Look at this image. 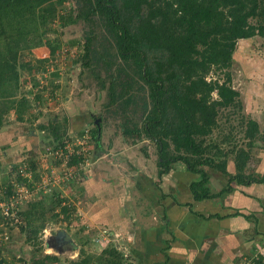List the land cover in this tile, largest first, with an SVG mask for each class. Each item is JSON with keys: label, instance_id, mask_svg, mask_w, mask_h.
Instances as JSON below:
<instances>
[{"label": "trees", "instance_id": "obj_1", "mask_svg": "<svg viewBox=\"0 0 264 264\" xmlns=\"http://www.w3.org/2000/svg\"><path fill=\"white\" fill-rule=\"evenodd\" d=\"M75 1V8L67 9V0H0V133L11 113L23 122L26 115L35 112L36 103L43 104L41 94L60 78L56 59L27 61L25 53L32 55L34 50L48 47L52 56L55 55L58 40L47 38V33L56 19L62 28L85 23L89 34L82 45V65L96 76L101 75L104 66L107 72L111 71L99 47V37L105 34L130 73L148 89L149 111L145 118L140 122L128 116L122 130L127 140L143 136L156 145L161 179L170 174L176 164L182 163L186 176L198 177L189 185L197 202L233 192L234 182L245 186L264 182V176L246 173L252 150L259 146L264 149V129L246 114L241 92L233 85L231 74L239 42L264 37V0ZM51 12L56 15L49 16ZM80 43L82 41L71 44L79 46ZM41 70L43 76L48 77L46 86L37 94L33 89L40 81L34 72ZM219 72L224 74L223 81L212 77ZM24 73L31 76V90L24 88ZM115 78L112 77L109 88L112 103L117 100ZM29 95H33L32 101ZM232 114H237L236 117L242 114L240 135L221 129L223 117L231 123ZM93 125L90 132L98 152L102 148V119L93 118ZM41 129L63 144L60 127L50 125ZM47 149L42 153L46 154ZM27 156L29 158L13 166L11 174L16 176L20 165L29 168L35 176L29 182L33 190L38 178V155L26 151L24 158ZM82 160L74 156L70 165L78 166ZM230 161L236 165V175L228 172ZM210 170L228 178L226 187L219 192L211 188ZM12 180L10 176L1 186H9ZM17 180L26 181L20 175ZM150 184L159 188L158 183ZM50 197L44 194L39 197L40 201L30 202L18 226L21 232L27 233V242L37 247L41 255L46 214L49 209L55 210L46 207L47 202L52 201L51 205L61 208L59 215L53 218L64 215L68 220L74 210L64 198L55 202ZM261 260L264 262V257ZM35 264L62 262L59 257L46 255ZM73 264L126 263L123 253L109 246L100 256L86 257Z\"/></svg>", "mask_w": 264, "mask_h": 264}, {"label": "rangeland", "instance_id": "obj_2", "mask_svg": "<svg viewBox=\"0 0 264 264\" xmlns=\"http://www.w3.org/2000/svg\"><path fill=\"white\" fill-rule=\"evenodd\" d=\"M75 4V0H67L65 7L67 9L75 8ZM50 15H56V13L51 12ZM49 27L52 30L47 33V38L58 40L57 45H55L57 48L55 55H58L56 64L57 69L60 71L61 80L58 82L59 84L54 83L51 85L53 89L49 86L50 89L44 91V95L41 94L44 106L50 103L52 106H49L54 110L49 112L47 117L50 121L53 118L60 120L61 135L64 136L62 142L69 134L72 137V141H74L76 138L73 136L76 137L79 133L86 130L91 131L94 128L93 118H101L103 123V146L97 152L95 141L91 134L92 141L90 146L92 153L89 161L76 166V177L74 175V180L68 183H60L61 185L57 183L56 186H52V192L46 194L51 196L50 198L55 202L57 199L64 198L65 203L71 205L74 210H72V215L68 220L64 215L53 218V215H59L61 208L51 205L52 201L47 202L46 207H52L51 209L54 208L55 210L51 211L49 209L46 214V230L49 232L47 238L45 237V231L41 236L43 255L37 251V247L27 242V233L21 232L20 227H16L9 231L10 239L3 247L4 249H0V259L4 260L3 264H35L39 261V258L44 259L48 255L59 257L62 264H73V262L80 261L86 257L94 259L97 255L100 256L105 248L113 246L123 253L126 264H168L170 261H167L168 263L165 261L169 256V253L166 256L168 249L161 250L152 245V250L145 253L143 249L142 251L138 249L137 243L139 242V231H145L143 236H146L149 232L148 230H156L154 227L156 224L161 227H163V224L167 225L168 216H164V214H166L169 204L168 206L160 205L158 209L150 207L151 214L147 209H144L141 213L134 211L131 214V209H129L128 215L131 218L127 220L128 224L123 228L121 226L122 222L123 224L127 223L123 221L125 219L120 222L113 217L121 210L118 202H112L113 194L117 191L118 193L122 191L119 187L120 185L117 184L118 181L115 179L128 178L125 180L126 187H128V192L130 190L129 194L133 200L127 205L129 208L132 207L133 210H138L144 208L143 204L139 203V200L144 198V195H141L136 185L139 183V179L144 178V175L148 178V184L153 181L156 184L158 183L159 186L161 183L165 187V192L169 194L168 196L166 195L167 197L177 193H188L187 183L191 179L197 178V176L187 177L185 166L179 163L174 166V170L170 174L161 179L156 145L143 136H136L134 139L129 138L128 140L124 137L122 127L127 124L128 116L141 122L149 111L148 89L139 78H134V75L124 65L121 58L117 55V50L112 40L105 34L99 37L100 50L109 63L111 71L107 72L104 66L101 70V75L96 76L82 65L81 60L83 54L82 45L85 37L89 34V26L85 23H80L62 28L59 20L56 19ZM73 41H82V44L72 46L71 43ZM36 52L33 51L32 55H28L26 52L25 60H38V55H45L42 52L40 53V51ZM235 60L236 62L231 71L233 85L241 92V100L246 114L257 120L258 116L262 117L264 115V103L260 101L262 96L264 97V37H256L251 41L239 42ZM42 71H40L41 73L34 72L40 81L38 87L34 89L32 88L31 76L24 73L22 80L24 88L27 90L33 89L37 94L44 89L46 86L45 79H47L48 75L43 76L44 73ZM112 77H116L115 81L118 84L115 88L117 99L115 103L111 102L109 91ZM212 77L219 78L221 81L224 80V74L220 72L212 75ZM55 90L57 91L55 92ZM29 96L31 99L34 98L33 95ZM67 97L71 100L67 101ZM259 103H261V107H258ZM67 111L69 115L80 114V116H68L65 113ZM236 115H231L233 116L231 123L226 122L225 117H223L221 129L226 132L229 130L235 133L239 132L241 130L239 119L242 114L237 117ZM89 119H91V122H89ZM140 127L139 124L138 128ZM10 129H13V127H10ZM220 131H217L215 135H218ZM237 135H240V132ZM239 139L241 140V138ZM58 140L46 132L40 135V139L35 144V150L32 148L39 154L37 158L39 173L36 179L38 184L40 182L43 183L41 181L42 178L50 176L53 166H57L54 157L42 152L45 148L50 151L58 148L60 146V141ZM237 141L238 139L235 142L233 141L234 144ZM1 143L0 162L2 164L6 163L7 158L11 159L12 157L13 159V156L5 154L8 148L6 146L7 143ZM18 147H20L19 144ZM25 149L28 150L26 147ZM27 158L29 156L24 159ZM1 164L0 183L5 176L9 178L11 176L12 179H15V173L13 175L11 171L13 166H17L18 163L15 164L10 161L9 169L6 170H2ZM178 173H182V175ZM100 174L105 177L106 181L108 179L113 180L109 184L107 183L108 185L105 187L103 186L105 184L101 183L103 181L97 180ZM129 174L132 175L135 182L131 181ZM183 181L185 182L184 184ZM126 187L124 184L123 188L126 189ZM43 195L40 194L39 197H43ZM35 201L40 200L37 199ZM182 211L184 210L176 208L173 210L178 216ZM145 225H150L152 228L145 227ZM121 227L125 230L124 232L121 231ZM83 228H85V231ZM59 231L66 232L70 239L63 246H59L61 242L53 240ZM131 244L134 246L132 249L130 248ZM156 255H161L162 259H156Z\"/></svg>", "mask_w": 264, "mask_h": 264}, {"label": "crops", "instance_id": "obj_3", "mask_svg": "<svg viewBox=\"0 0 264 264\" xmlns=\"http://www.w3.org/2000/svg\"><path fill=\"white\" fill-rule=\"evenodd\" d=\"M34 51H40V53L45 54L43 56L37 54L39 56L38 59L51 58L54 60L58 57V55L52 56V54H49L51 52L48 47ZM60 80L61 77L55 84H59ZM29 98L31 99L30 96ZM70 100L67 97V101ZM260 101L264 103L263 96ZM49 105L52 106L50 103ZM49 105L46 104L44 106V101L43 104L37 103L35 112L32 111L31 115H26L23 122L18 121L14 113H11L7 117V124L0 133V142L7 143V152H4H6L7 156L12 155L13 159L12 157L11 159L6 157L8 159L6 163L1 164L0 162L2 170L9 169L10 161L19 164L24 159L23 155L26 151L30 150V152L39 155L34 150L37 140L40 139V135L44 134L41 127H50V125L60 127L59 119L53 118L51 121L48 119V113L54 111ZM258 107H261V103H259ZM65 113L68 116L71 115H69L68 111ZM74 116H80V114L71 115V117ZM263 117L264 115L262 117L258 116L256 120L262 129H264ZM89 122H91V119H89ZM16 123L21 127H18ZM10 127H13V129H10ZM18 144L20 147H18ZM228 172L232 175L237 174L236 165L233 161L228 163ZM209 173L211 174V188L215 192H219L226 187L228 183L227 177L211 170ZM246 173L264 176V149L261 146L252 150ZM129 175L131 181L135 182L132 175ZM189 177L192 178L194 176L189 175ZM7 178L9 177L5 176L3 181H6ZM126 179L128 178L121 177L120 179H115L118 181L117 184L120 185L119 187L122 191H119V193L118 191L115 192L112 197V202H118L121 207V210L113 215L114 219L117 218L120 222L125 219L123 221L127 222L131 218L128 215L129 209H131V214L134 211L141 213L144 209H147L151 214L150 207L158 209L160 205L168 206L169 204V208L166 209V214H164V216H168L167 225L163 224L164 228L156 224L154 226L156 230H148L149 232L146 236H143L145 231H139V242L137 245L141 251L143 249L145 253L150 252L152 245L161 250L168 249L166 256H168V253L169 256L165 259L166 262L170 261L169 263L167 262L168 264H264L263 260L260 261L264 257L263 181L252 183L249 186L234 182L235 189L233 192L217 199L197 202L194 200L189 188L192 179L186 185L189 189L188 193H177L176 195L173 194V196L167 197L169 194L165 192V187L161 183L158 186L159 188L150 187L148 178L144 175V178L139 179V183L135 184L141 195H144V198L139 200V203H142L144 208L133 210L132 207L129 208L127 205L133 198L129 194L130 190L128 192V187H126ZM97 180L103 181L101 183H104L105 185L103 186L106 187L113 179L106 181L105 177L100 174ZM124 184L126 189L123 188ZM91 187L93 186L91 185ZM177 199H179L178 202ZM175 208L184 211L178 216L176 212H173ZM162 212L164 213V211ZM126 224L128 222L125 224L122 222L121 226L124 228ZM122 227L121 231L124 232L125 230ZM145 227L152 228L150 225H145ZM133 247L131 244L130 248L132 249ZM155 258L162 259L161 255H156Z\"/></svg>", "mask_w": 264, "mask_h": 264}, {"label": "built area", "instance_id": "obj_4", "mask_svg": "<svg viewBox=\"0 0 264 264\" xmlns=\"http://www.w3.org/2000/svg\"><path fill=\"white\" fill-rule=\"evenodd\" d=\"M73 137L76 138L74 141H72V137L69 134L58 148H54L51 151L47 149V154L54 157L58 165L53 166L50 176L42 178L41 181L43 183H36L33 190L29 188V182L31 183L35 177L34 173L24 165L19 166L15 179L11 181L9 186L2 187L0 183V248L10 239L9 231L22 223V212L25 211L30 202L39 199L40 194L46 195L52 192V188L57 183L61 185L75 179L76 166L70 165L74 156H79L83 159L80 164L89 161L92 153L90 131L86 130L84 135ZM37 173H39V170ZM18 175L22 176L26 181H18ZM48 232V230H45L46 238L48 237Z\"/></svg>", "mask_w": 264, "mask_h": 264}, {"label": "water", "instance_id": "obj_5", "mask_svg": "<svg viewBox=\"0 0 264 264\" xmlns=\"http://www.w3.org/2000/svg\"><path fill=\"white\" fill-rule=\"evenodd\" d=\"M53 240L61 242L59 246H63L65 243H68L70 241L67 233L64 231H59V233L57 234V236L55 238H53ZM60 249H62V248H60ZM3 263H4V260L0 259V264H3Z\"/></svg>", "mask_w": 264, "mask_h": 264}]
</instances>
